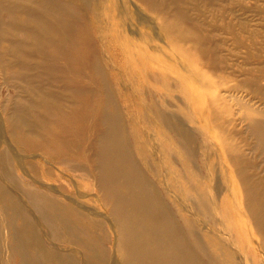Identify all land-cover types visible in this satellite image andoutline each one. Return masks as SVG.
<instances>
[{
	"label": "bare ground",
	"instance_id": "obj_1",
	"mask_svg": "<svg viewBox=\"0 0 264 264\" xmlns=\"http://www.w3.org/2000/svg\"><path fill=\"white\" fill-rule=\"evenodd\" d=\"M216 1L0 0V264H264V106L226 91L219 138L162 64L221 69Z\"/></svg>",
	"mask_w": 264,
	"mask_h": 264
},
{
	"label": "rangeland",
	"instance_id": "obj_2",
	"mask_svg": "<svg viewBox=\"0 0 264 264\" xmlns=\"http://www.w3.org/2000/svg\"><path fill=\"white\" fill-rule=\"evenodd\" d=\"M215 3L211 6L209 3L202 2L198 7L203 14L201 16L197 13L194 14L202 21L207 19L210 23L208 31L213 34V43L218 47L220 60L218 66L221 69L214 72L204 62L199 63L195 58H191V65L188 63L180 64L179 60L174 59L162 64L165 65V69L168 68L176 74L177 80L182 79V72H185L190 75V82L194 84L195 88L196 84L199 85L207 100L203 106L205 109L203 115L206 118L208 130L210 134L219 137L224 132L223 128H218L212 124L208 117L218 108L222 110L226 100L229 102L231 96L228 94L226 97V91L236 93L252 101L253 107L264 106V96L257 97L253 93V86L247 84L252 77L264 83V0H217ZM195 7L197 5L193 8ZM159 44L161 47L158 52L168 58L164 49H167L169 53L171 47L164 41H159ZM188 45L190 44L185 46ZM1 85L2 82L0 81ZM5 93H9V91L4 86L1 94ZM219 95L224 96V99L217 100L216 97ZM2 101V97H0V105H2ZM236 116H241L240 111ZM236 128L240 131V138L235 141L241 142L249 151L248 155L253 161L252 170H257L261 176H264V156L259 153V150H255L257 141L247 131V125L244 121L237 119ZM218 144L222 145L219 142ZM222 159L224 164L226 162L230 164L223 155ZM226 170L228 171L227 165ZM260 238L258 232L255 231L253 233L254 246L258 245ZM256 257L264 259L261 252H258Z\"/></svg>",
	"mask_w": 264,
	"mask_h": 264
}]
</instances>
